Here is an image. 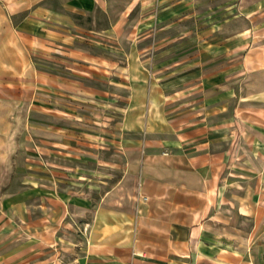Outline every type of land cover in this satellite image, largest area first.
Wrapping results in <instances>:
<instances>
[{"label":"crops","instance_id":"0c3cea01","mask_svg":"<svg viewBox=\"0 0 264 264\" xmlns=\"http://www.w3.org/2000/svg\"><path fill=\"white\" fill-rule=\"evenodd\" d=\"M32 101L55 120L40 217L29 240L26 196L0 197V264H264V126L232 156L264 104V0H0V120Z\"/></svg>","mask_w":264,"mask_h":264},{"label":"rangeland","instance_id":"374dc122","mask_svg":"<svg viewBox=\"0 0 264 264\" xmlns=\"http://www.w3.org/2000/svg\"><path fill=\"white\" fill-rule=\"evenodd\" d=\"M101 21L102 23L100 25H105L103 19H101ZM47 64L51 66L50 63ZM91 85L95 84L93 83ZM102 89H104L103 86ZM30 93L36 94L35 90L32 91L29 88L28 94ZM49 105L50 104L44 103V112L42 113L40 105L37 102H28L27 118L20 119L19 112L21 111V107L23 110L25 104H9L8 108H10V116L12 117H7L0 120L1 125H5L7 131L10 132L5 136H1L5 138V142L3 144H0V197H3L6 194V196H11L12 201H18L17 199L19 198L20 194H24L26 196L29 220V240L35 239L36 221L40 217L36 213L37 207L40 206V200H37L36 198V190L39 187V181L42 180L41 176L43 175V169L40 165V153L42 150L40 148L41 145L37 140L36 131L37 127L41 124L49 125L50 123L55 122V120L51 117V114L47 113V107ZM261 108L264 109V104H257V106L253 108L252 112L248 113L253 116L252 119H243V115H241L244 123L241 120V124L238 125V133L235 138V150L232 152V156L235 159L233 168L236 171H241V169L244 168L245 163L252 160L249 152L244 149V138L249 127V120L253 122L251 123L253 125L264 126V110H261ZM239 110L240 113H244L245 109H243L242 111L241 109ZM93 121H100V119L96 118ZM87 125H89V127L95 126V124H93L91 120L87 121ZM109 126L111 125L109 124ZM96 127L100 126L96 125ZM44 157L48 159L46 155H44ZM245 157L248 159V161L245 160ZM253 186L254 183H252V188ZM94 197L95 199L98 198V194L95 193ZM12 217L14 219L13 215ZM2 218L3 216L0 215V219ZM80 218L83 217L73 216V222L79 223ZM248 224L250 223L248 222ZM54 233H52V231L48 229L45 231V234H47V236L45 237L51 238L54 234L55 239L64 238L66 239V241L69 240L71 242H77L81 239L76 230L69 233ZM16 235L17 234H15L13 231L12 238H14Z\"/></svg>","mask_w":264,"mask_h":264}]
</instances>
